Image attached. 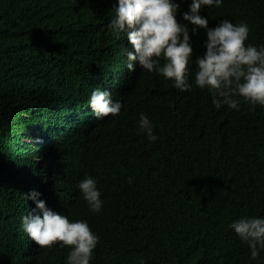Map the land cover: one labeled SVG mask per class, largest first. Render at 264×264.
Here are the masks:
<instances>
[{"label": "trees", "instance_id": "16d2710c", "mask_svg": "<svg viewBox=\"0 0 264 264\" xmlns=\"http://www.w3.org/2000/svg\"><path fill=\"white\" fill-rule=\"evenodd\" d=\"M177 2L184 23L190 0ZM115 4L0 0V264H65L68 247L41 248L20 229L33 189L100 236L90 264H264V249L251 259L228 228L264 216V107L217 109L207 89L180 91L138 62L129 71L130 42L108 26ZM200 15L209 27L244 21L245 43L264 44V0H223ZM189 35L194 59L206 34ZM97 87L121 101L118 115L94 116ZM140 112L155 142L137 133ZM86 173L99 213L76 187Z\"/></svg>", "mask_w": 264, "mask_h": 264}, {"label": "clouds", "instance_id": "9594fccd", "mask_svg": "<svg viewBox=\"0 0 264 264\" xmlns=\"http://www.w3.org/2000/svg\"><path fill=\"white\" fill-rule=\"evenodd\" d=\"M222 3L223 0H190L188 10L180 13L185 21L181 23L177 20V0H116L108 26L130 42L131 47L126 48L129 71L138 62L143 70L157 74L180 91H190L194 86L207 89L217 109L226 105L239 111L243 103L254 111L257 105L264 107V44L245 43L250 29L244 21L221 19L209 27L208 18L200 15L201 7H220ZM198 28L206 34L202 41L205 51L193 59L189 32L195 34ZM191 64L194 69L189 67ZM88 104L97 119L115 117L122 109L119 99L114 100L110 91L99 87L92 91ZM136 131L149 142L158 139L144 112L139 113ZM41 162L48 164L49 160ZM26 182L24 178L22 183ZM76 187L89 211L99 213L104 201L97 178L86 173ZM48 196V191L40 189L25 194L36 208L19 219L20 229L41 248L68 247L65 264H90L100 236L86 219L70 220L47 207ZM228 228L248 246L250 258L256 259L264 249V216H241L232 220Z\"/></svg>", "mask_w": 264, "mask_h": 264}]
</instances>
